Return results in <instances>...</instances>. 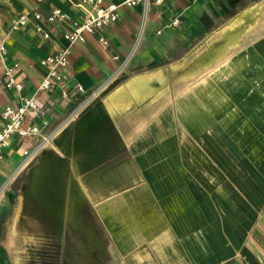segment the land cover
<instances>
[{"label":"rangeland","instance_id":"rangeland-1","mask_svg":"<svg viewBox=\"0 0 264 264\" xmlns=\"http://www.w3.org/2000/svg\"><path fill=\"white\" fill-rule=\"evenodd\" d=\"M5 4V0H0V19L7 13ZM261 37L264 21L247 28L234 43L227 44L221 55L186 79L183 69L167 73V80L156 88L166 92L170 99L163 108L166 126L156 139V144L162 146L161 161L154 162L155 158L149 157V148L134 147L136 136L128 141L123 131L130 124L122 115L96 116L95 129L101 127L105 133L96 132V138L84 141V145L94 143L87 150L76 148L77 118L61 133L49 132L42 170L35 175L36 179L17 185L20 189L44 190L49 194L45 205L51 212L45 215L52 222L58 216L77 220L79 211L84 210L87 220L93 222L99 243L97 252L88 260L89 237L68 235L61 246L66 253L63 261L53 260L58 257L54 253L58 249L52 245V264H162L161 255L152 247L154 233L146 230L149 233L142 240L131 237V250L125 254L118 243L120 230L115 229L112 237L101 223V216L105 218L107 214H96L92 209L105 210L108 206L127 204L128 200L136 205H159L169 199L172 189L184 188L190 190L194 209L205 214L204 222L210 227L205 231L216 239V245H207L206 250L200 228L190 229L189 264H264V57L253 47ZM223 42L217 31L197 40L190 48V61L198 52ZM262 48L264 51V45ZM224 59L238 64L228 75L218 77L211 71ZM224 70L228 71V67ZM126 75L123 70L114 71L112 79L122 81ZM111 87L112 84L106 91ZM183 87H189L188 97L179 94ZM156 89L133 100L147 96L125 112H136L152 101ZM207 90L212 95L205 94ZM155 98L158 103L151 111L154 113L163 103L161 93ZM188 99L190 112H196L193 116L183 115ZM96 101L82 114L93 111ZM108 110L113 114L122 111ZM144 122L145 119L140 120L136 128ZM140 194L143 196L139 197ZM75 246L81 247L82 256L74 252ZM178 254H173L174 264H180L182 255Z\"/></svg>","mask_w":264,"mask_h":264},{"label":"crops","instance_id":"crops-1","mask_svg":"<svg viewBox=\"0 0 264 264\" xmlns=\"http://www.w3.org/2000/svg\"><path fill=\"white\" fill-rule=\"evenodd\" d=\"M5 2L7 13L0 19V42L6 49L5 54L0 53V123L3 107L6 104L19 103L18 91L13 87L5 86V66L12 62L19 63L17 78L23 83L22 92L28 96L32 95L45 74V67L40 64V59L65 44L64 31L81 22L86 9L85 6L78 4V0H5ZM257 3L260 4L257 15L248 23L249 26L243 28L242 35L247 28L264 21V0H163L160 4L148 3L147 7L143 4L120 7L116 21L100 31L87 34L83 42L71 48L68 65L64 69L65 85L73 89L74 85L79 83L84 91L66 99L60 96L58 88L39 92L38 101L46 108L44 118L48 123L43 126L42 118L33 119L27 116L24 125L37 124L44 133L59 134L66 129L64 127L70 121L74 123L73 120L77 118L76 148L87 150L92 148L94 143L91 141L89 145H84V141L87 143L86 140L96 138V132L105 133L101 127L95 129L96 116L122 115L130 124L129 129L123 131L127 133L128 141L136 136L134 147L149 148V157L155 158L154 162L161 161L162 146L156 144V139L166 126L163 120V108L170 99L166 92L158 91L156 88H160L169 73L176 69H183V78L186 79L191 72L211 62L212 60L194 71L187 72L182 61L190 63L193 60L190 61V48L197 40L209 36L213 31H217L220 35V29L228 21ZM54 6L65 12L66 19L61 23L48 24L49 38H44L32 26L19 30L9 28L11 18L20 12L39 11L46 14ZM176 18L178 21L173 24L172 21ZM100 36L106 39V43L99 39ZM262 45H264V37L258 39L253 47L264 57ZM114 56H117V59ZM124 60L122 69L127 73L126 77L122 81L119 78L112 79L113 72ZM237 64V61L229 63L224 59L211 72L218 77H224L236 68ZM224 67H228V71H225ZM157 70L162 73L163 81H156L154 84L156 91L152 92L154 93L152 101L150 100L136 112L125 111L130 105H137L143 101L147 96L140 101L133 100L141 99L145 94L141 97L129 96L127 102L122 105L110 101V93L117 86L126 85L136 75ZM111 84L112 87L106 91ZM188 88L183 87L179 94L188 97L190 95ZM158 93H161L163 103L154 113L151 111L158 103L155 98ZM204 93L212 95L210 90ZM95 101L93 111L82 114ZM187 104L188 108L183 109V115H195L196 112L192 108L190 112V99ZM103 105L106 106V110ZM115 108L122 111L113 114L108 110L114 111ZM99 109L105 111V114ZM142 119H145V122L137 129L136 126ZM72 131L71 128V134ZM143 132L145 134L140 137ZM72 136L70 135V138ZM47 148L48 144H43L38 135L20 137L17 134L12 135L3 148V156L0 159V264H52V245L58 249L54 252L58 257L53 260L61 262L66 255L65 248L62 249L61 246L65 245L63 243L67 241L68 235L75 237L86 234L89 237L88 260L92 259V245L94 243L99 245L93 222L87 220L84 210L79 211L77 220H67L66 217L58 216V219L52 222L45 215L50 211L45 205V198L49 194L44 190L20 189L17 185L25 180L29 182L36 179L35 175L44 165L43 150ZM24 151L28 153L25 154ZM168 198L159 205L150 203L136 205L128 200L127 204L108 206L105 210L94 208L92 212L107 214L105 218L101 216V223L112 237L115 236V229L120 230L121 237L118 238V243L125 254L131 250V237L142 240L147 233L152 232L154 233L152 247L156 254L161 255L162 264H174L173 254L178 252L182 255L178 263L189 264L190 229L200 228L198 232L202 236L200 239L206 250H208L207 245H216V239L213 240L205 231L210 227L204 222L203 211L194 209L196 207L190 198V190L172 189ZM138 202L141 200L139 199ZM57 212L61 213L60 210ZM146 230L150 231L146 232ZM74 252L80 256L83 254L79 246H75ZM137 253L139 255L140 250L135 251L138 258ZM128 260L130 261L129 258Z\"/></svg>","mask_w":264,"mask_h":264},{"label":"built area","instance_id":"built-area-1","mask_svg":"<svg viewBox=\"0 0 264 264\" xmlns=\"http://www.w3.org/2000/svg\"><path fill=\"white\" fill-rule=\"evenodd\" d=\"M163 0H121L119 2H105L104 0H78V4L85 6V12L81 22L75 23L72 27L65 30L63 37L65 44L60 46L58 50L50 53L40 59V64L45 67V74L42 80L35 88L32 95L28 96L22 92L23 83L17 78L19 68L18 62H12L5 66V86L7 88H15L19 93L18 104H6L1 112L2 122L0 123V159L3 156V148L6 146L9 138L17 134L20 137L38 135L41 142L45 144L50 139L49 133H44L37 124L24 125L27 116L31 118H42L43 126L47 125L44 118L46 108L38 101V94L52 88H58L60 96L64 99L83 92L84 88L81 84L76 83L73 89H69L65 85L64 69L68 65V56L71 48L85 40V36L89 33L100 31L104 27L113 23L119 16V9L122 6H133L143 4L147 7L148 3L160 4ZM66 19L65 12L54 6L46 14L39 11L20 12L13 16L9 23V28L19 30L28 26H32L36 32L40 33L44 38H49L50 33L48 24L61 23ZM178 19L172 21L177 23ZM99 39L106 43V39L100 36ZM6 49L0 42V53L5 54ZM117 59V56H114ZM125 60L121 62L115 69L116 73L121 72ZM94 94V93H93ZM27 154V151H24Z\"/></svg>","mask_w":264,"mask_h":264},{"label":"bare ground","instance_id":"bare-ground-1","mask_svg":"<svg viewBox=\"0 0 264 264\" xmlns=\"http://www.w3.org/2000/svg\"><path fill=\"white\" fill-rule=\"evenodd\" d=\"M260 4L257 3L254 7L243 10L238 13L234 18L228 21L221 29L220 35L224 40L223 44L218 46H211L204 53H197L190 63L184 61L183 65L187 72L196 70L211 60H214L221 53L224 52L227 44L235 42L241 35L243 28L250 23L257 15V10ZM260 15V14H259ZM263 15V14H262ZM261 16V15H260ZM255 23V22H254ZM249 26V25H248ZM247 30V29H246ZM161 70V69H160ZM162 73L160 71H152L145 74H139L131 78L126 85L117 86L110 94V101L116 105L126 103L129 96L141 97L152 91L155 87L156 81L162 82ZM125 84V83H124Z\"/></svg>","mask_w":264,"mask_h":264},{"label":"flooded vegetation","instance_id":"flooded-vegetation-1","mask_svg":"<svg viewBox=\"0 0 264 264\" xmlns=\"http://www.w3.org/2000/svg\"><path fill=\"white\" fill-rule=\"evenodd\" d=\"M71 231H73V229L71 230ZM92 247H93V250H92V255L94 254V253H96L97 251V245H95V243L92 245Z\"/></svg>","mask_w":264,"mask_h":264}]
</instances>
